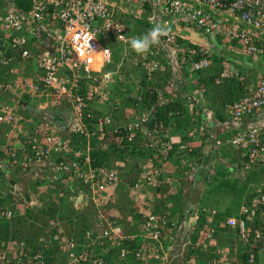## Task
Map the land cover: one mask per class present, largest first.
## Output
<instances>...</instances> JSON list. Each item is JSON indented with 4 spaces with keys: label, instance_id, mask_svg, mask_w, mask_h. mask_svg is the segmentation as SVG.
<instances>
[{
    "label": "built area",
    "instance_id": "built-area-1",
    "mask_svg": "<svg viewBox=\"0 0 264 264\" xmlns=\"http://www.w3.org/2000/svg\"><path fill=\"white\" fill-rule=\"evenodd\" d=\"M123 13L142 20L140 34L130 33L121 23L118 15ZM177 22L215 41L238 40L242 58L252 55L264 60V40L257 35L264 34V0H29L26 8L14 0H0V132L9 130L21 136L20 145L5 147L0 156V192L11 194V202L0 215L10 218L48 204L53 200L47 190H53L58 196H81L82 202H92L99 220L84 229L81 241L68 219H51L34 248L21 240H3L0 264H49L48 257H53V264H168L177 238L181 246L191 245L181 239V220L168 209L141 208L132 233L116 221H106L100 208L106 203L105 193L118 179V170L103 161L94 164L96 157L92 156L95 150L109 148L112 141L118 152L125 143H134L145 154L133 166L138 175L135 186L153 191L171 184L182 186L181 178L163 169L177 131L175 123L149 127L154 106L135 111L121 105L123 99L137 97L144 86L119 71L124 58L131 55L146 80L157 71L167 74L163 88L168 95L157 90L158 106L171 98L178 84L193 82L196 73L211 64V53L208 47L187 43L171 28ZM157 25L166 33L148 51L135 52L128 41ZM111 35L123 45L117 62L105 44ZM31 65L35 67L28 70ZM111 65L115 67L107 68ZM227 77L224 66L215 82ZM116 81L118 87L111 91ZM22 100L40 109L41 116L17 111ZM94 100L110 110L97 111L91 104ZM183 104L186 112L181 113L180 135L196 142L189 166L192 190L218 172L239 178L247 172L264 171V74L253 86L244 85L241 95L224 105L221 117L193 90ZM52 108H64L59 112L61 123L46 113ZM118 108L132 109L133 114L127 121L118 120L111 113ZM46 170L50 175L42 194L26 197L21 182L12 181L15 172L28 176ZM259 176L248 183L238 207L220 218L223 197L218 208L202 204L196 196L187 198L183 215L198 230L194 247L203 264H264L260 260L264 256V172ZM219 233L227 243H218ZM51 250L55 252L47 255Z\"/></svg>",
    "mask_w": 264,
    "mask_h": 264
},
{
    "label": "crops",
    "instance_id": "crops-1",
    "mask_svg": "<svg viewBox=\"0 0 264 264\" xmlns=\"http://www.w3.org/2000/svg\"><path fill=\"white\" fill-rule=\"evenodd\" d=\"M171 28L176 30V32L181 35L187 43L208 47L209 52L211 53L210 57L212 59L211 64L209 65L210 67L208 66V68L203 69L202 74L200 73L199 75V73H197L195 75L193 89H190L189 84H187L186 86L182 85L181 89L183 90L184 94L188 89H190L189 91L193 90L199 95L203 96V102L206 106L210 107L216 113L217 117H221L222 115H224V105L226 103H229L228 99L232 94H229L230 90L227 88L225 90L222 89L221 91H216V93L211 92L213 88H204L201 78H208L207 76L210 73H216L217 77L219 71L222 70V67L226 66L228 70V77L224 81H229L228 83H230L232 79L238 82L241 87L239 88L237 93L241 95V89H243L244 85L253 86L256 83L257 79L264 74V60L252 55L242 58L239 54L240 44L236 40L232 42H228L223 39H221L220 41H215V39L200 33L197 29L178 22L172 23ZM257 35L261 36V39L264 40L263 33H258ZM218 37L220 39V36ZM128 61L130 62L129 59ZM213 66L215 67V69H213ZM32 68H34V65L29 66L28 70ZM128 68L129 70H127L126 72L128 77H130L132 81H139L141 79V72L136 68L130 69V66ZM208 71L210 72L207 73ZM199 84H201V86H199ZM204 89L207 92H205ZM210 93L213 96V100L211 101L207 98V95ZM1 99H3L2 96H0V100ZM132 100L133 97L129 98L128 105L131 106ZM92 105L97 111L101 113L108 112L110 110L109 106L96 100L92 102ZM53 109L56 111L57 115H61L60 113H63L64 110V108H52L51 110L48 109L46 113L49 115V117H51L50 115L52 114V112H54ZM16 110L24 113V115L27 114L26 116H41L40 109H37L35 106H33L32 103H29V101L27 102L26 100H22L16 106ZM44 110L45 109H42V111ZM130 111L131 112H128L127 109L123 108H120V110L118 109L117 111L111 109L112 115L116 119L121 121L132 116L133 110L131 109ZM20 139V134L16 135L14 132H11L9 130L5 131L4 133L0 132V149L7 146H18L21 142ZM172 139L173 144L177 145V147L174 149L176 151H174L172 156L168 158L167 161H164L163 169L166 173H171L176 178H181L182 186L177 187L171 184V186L160 188L158 191H153L144 185L135 186V183H137L138 181V175L135 172L133 166L138 160L142 159L141 151L130 150L129 154L126 155V160H121L114 153H111L110 151L107 152V149L100 150V152H107L105 154V158H107L111 166H115L118 170V179L116 180V183L109 190V192L105 193L107 203L105 209L101 211V213L106 221H116L122 226L123 230L126 233H132L136 228V224L139 219L138 215L140 214L139 210L141 208L168 209L172 215L181 220V239L183 238V240H186L187 243L191 242V245L188 244L186 245V247L181 246L180 241H178L177 238L172 246V249L174 250L172 252L170 251L168 254L167 262L168 264H182L184 255H186V264H193L194 259H191L189 257H197V252L194 247L195 241L193 242V220L191 218H184L183 210L185 202L187 201L188 197L190 198L196 196V198L199 200V197L203 196L205 204H209L211 202V195L206 191V188L208 186L207 182H200V186L196 190H192L190 188L192 187L190 181L191 177L193 176V171L189 170L188 166H190L194 161V153L188 150V146H193L195 148L196 142L193 139H184V137H181L179 130L174 132V136L172 137ZM179 160L181 161V163ZM182 160L185 161L186 164H184ZM103 162H105V159ZM186 166L188 172L186 174V170L185 176H183L181 172L184 171ZM36 172L37 171L32 172L28 176H22L21 173L15 172L16 175L15 177L12 176V178L22 181L26 178L33 183L38 181L39 183H37L35 186H31V182L29 183V185L27 184L28 188H30L29 190H32L31 192L36 194L39 193L40 190L45 189V187H48L47 178L50 175L49 170L41 171L42 173ZM28 188L26 187V192H28ZM50 191L52 192L53 196L52 200L56 201L55 204H57L58 207L60 206V204H62V201L64 203L65 209H67V211H70L71 214L80 213L82 214V218L86 217V224L89 226L88 228L94 227L95 222L97 223V221H99L98 218H91V214L88 213L89 209L87 206L91 207L92 202H82L81 196H58L55 191ZM64 197H66L67 199H64ZM96 216L98 215H94L95 218ZM166 245L167 237L165 235L162 238V246L164 249ZM260 260L262 263H264V256H261Z\"/></svg>",
    "mask_w": 264,
    "mask_h": 264
},
{
    "label": "trees",
    "instance_id": "trees-1",
    "mask_svg": "<svg viewBox=\"0 0 264 264\" xmlns=\"http://www.w3.org/2000/svg\"><path fill=\"white\" fill-rule=\"evenodd\" d=\"M15 4L18 7H22V8H26L28 6V2L29 0H14ZM121 23H123L127 30L130 31V33L133 34H140V32L142 31L141 29L144 28V24L142 22V20H138L135 18H131V16H127L126 19L122 20L121 19ZM144 30V29H143ZM145 31V30H144ZM143 31V32H144ZM105 44L110 46V48L112 49L113 52V57L114 60L117 62L120 56V51L123 47L122 43L118 40H116L114 37H112V35L110 37H108L105 40ZM130 60V62H127V60ZM160 59V58H159ZM133 59L131 57H125L123 63L119 66V71L124 72L125 75H127V70H129V66L130 69L132 68H136L133 64ZM162 60V59H161ZM115 66L111 65L107 66V68H113ZM210 67V66H209ZM208 68V67H206ZM204 68V69H206ZM137 69V68H136ZM213 69H215V67L213 66ZM138 70V69H137ZM203 69L199 70L197 73L202 74ZM141 72V79L139 80V82H142V85L144 86V91L142 90H138L137 92V97H134L133 100L131 101V107L133 108V110H137L140 109L142 106L147 105V107H152L153 111L150 112V116L147 120V124L149 125V127H155L157 126L159 123H163V124H168L170 122H174L175 123V128L176 130H179L181 132V129H183V125H184V118L181 117V113H183V111L186 112V109L184 107V100L187 97V93H189L188 91L190 89H193V82H183L177 85L176 88H174L172 90V95L171 98L163 105H157V90L161 89L163 91V93H165V96L168 95V93H166L164 91V85L168 79L167 74L161 72V71H157L154 73L150 74V78L148 80H146V74L144 73V71H140ZM210 71H208L207 73H209ZM196 73V74H197ZM207 75V74H206ZM208 78H201V81L203 83V87L204 88H213L211 92L216 93V91H221L222 89H229L230 93L232 94L229 97V102H232L233 100L237 99L240 95L237 93L239 88L241 87L238 82L234 81L231 79V82L228 83L229 81L225 82H221L219 84H216L214 81L215 77H216V73H210L208 76ZM199 78V77H197ZM187 84H189L190 89L187 90V92H183V90L181 89V86H186ZM113 85V84H112ZM199 86H201V84H199ZM118 87L117 81L114 83L113 87H110L111 91H115ZM205 90V89H204ZM242 90V89H241ZM205 92H207L205 90ZM207 94V93H206ZM204 95V94H203ZM203 96H201L202 98ZM207 98L211 101L213 100V96L212 94H208ZM128 100L129 98H125L121 101V105L124 106H130L128 105ZM203 100V99H202ZM92 104V101H91ZM154 104H156L157 106H155ZM56 109V108H55ZM120 110V108H118ZM118 109H116L115 111H117ZM54 110V109H53ZM24 114V113H23ZM26 114V113H25ZM27 115V114H26ZM51 118L53 121H56L58 123H61V117L59 115L56 114V111L54 110V112H52L51 114ZM122 121H127V119L122 120ZM194 124V123H192ZM73 140H75V138H72ZM125 146L119 150V148H117V146L115 145V143L109 142V145L107 148V152L110 151L111 153H115L117 154V156L121 159V160H126V155L129 154L130 150H134V151H138L139 147L137 144L134 143H125ZM177 147V145H172V148L169 151V155L168 157L170 158L172 156V154L174 153L175 148ZM4 150L5 147L0 149V156H3L4 154ZM107 152H100V150H95L94 152H92V156L96 157L95 160L93 161L94 164H98L102 161H104L109 164V161L107 160V158H105V154ZM192 152H194V154H196V150H193ZM142 153V152H141ZM142 157L143 155H145L144 153L141 154ZM197 157V155H195ZM189 167V166H188ZM187 170V166L184 169V171L181 172V174H183V176H185V171ZM262 172H264L263 170H259V171H251V172H247L243 177H230V176H225L224 172H218L217 175H215L214 177L211 178V180L207 182L208 186L206 188V191L211 195V202L207 205L209 206H213L218 208V206L222 205V200L221 198L224 197L223 199V205H224V212H219L218 213V217L220 218V216L222 217L223 215H227L230 214L231 211L233 209H235L236 207H238L240 201H241V197L242 194L244 192L247 191L248 188V183L251 181H257L259 179V174H261ZM171 174V173H168ZM172 175V174H171ZM3 179V178H0ZM2 183L0 181V190L2 188ZM4 192V191H3ZM64 199H67L66 197H64ZM62 200V198H61ZM11 202V194L10 193H1L0 192V212L1 210L6 206L9 205V203ZM62 204H60V206L58 207L57 204H53V206H49L47 208H43V212L47 214L48 219H68L71 225V228L73 230V233L75 235V237H77L76 239L78 241H81L83 239V231L85 228H88L89 226L86 224V217L82 218L80 213H74L71 214L70 211H67V209H65L64 207V203L61 201ZM107 203V201H106ZM106 203L103 207H101V211H103L105 209ZM89 211L88 213L91 214V218L93 219H97L98 217L96 216V218L94 217V215L97 214V210L95 208V205L92 203V206H87ZM166 209V208H164ZM155 211H162L163 209H154ZM76 211V210H73ZM26 215L25 217H19L17 216H12L10 218H6L2 215H0V242L3 240H15V241H24L25 243L28 244V246H32V248L35 247L34 242L37 239V231L34 230V232H30L27 234H24V230H26V226H24L26 220L28 219V217L31 218H35V216L33 214L30 213V211L27 209L26 210ZM139 216V215H138ZM217 217V219H219ZM216 222H221V220H217ZM33 224V223H32ZM35 229V228H34ZM193 242L196 241V238L198 236V230H194L193 232ZM218 243H220V245H223L226 242V240L222 241L218 238ZM230 241V240H227ZM30 244V245H29ZM52 252H55L54 250H51L50 252L46 251L47 255L52 254ZM53 259V257H48V263L49 264H53L51 262V260ZM202 255L199 256V261L198 264H203L202 262ZM137 264V263H136Z\"/></svg>",
    "mask_w": 264,
    "mask_h": 264
},
{
    "label": "clouds",
    "instance_id": "clouds-1",
    "mask_svg": "<svg viewBox=\"0 0 264 264\" xmlns=\"http://www.w3.org/2000/svg\"><path fill=\"white\" fill-rule=\"evenodd\" d=\"M123 15H131V16H133V13H123V14H119L118 16L120 17L119 19L121 20L122 18H124L123 17ZM135 19H138V20H140L139 18H137V17H135V16H133ZM145 32V31H144ZM141 33V32H140ZM164 33H166V29L165 28H162V27H160L159 25H157L154 29H152L151 31H149V32H146V33H144V34H142V35H140V36H136V37H133L132 39H130L129 41H128V44L130 45V47L135 51V52H137V53H144V52H146V51H148L149 50V48L154 44V43H156L157 42V40H158V37H159V35H161V34H164ZM234 41V40H233ZM236 41H238V40H236ZM232 42V41H231ZM239 42V41H238ZM239 44H240V42H239ZM240 47H241V45H240ZM240 47H239V49H240ZM239 53H240V51H239ZM249 56V55H248ZM129 57H131L132 58V56L130 55ZM15 177V176H14ZM3 178V177H2ZM12 181H19V182H21V186H22V188H23V190H24V195L26 194V197H28V195H30V194H34V193H31L30 191L29 192H26L25 191V189H24V185H23V183H22V180H15L14 178H12ZM37 183H39L38 181H36V182H34V184H37ZM39 191V190H38ZM40 192L41 191H39V193H36L35 195H37V194H40ZM27 193H29V194H27ZM40 196V195H39ZM52 202V204H55V201L53 200V201H51ZM42 205V204H41ZM40 205V207H42ZM35 207H38V206H35ZM35 207H32L31 209L30 208H27L29 211H30V213L31 214H33L34 215V213H33V208H35ZM27 209H25V212H24V214H22V215H18L19 217H22V216H27L26 215V210ZM28 218H31V217H28ZM34 218V217H33ZM219 235V239H224V237L222 236V234H218ZM197 252V251H196ZM197 257L196 258H192L191 256H189L191 259H194V263L193 264H197L196 263V261L198 262L199 261V254L197 253ZM188 257V256H187ZM196 260V261H195ZM152 263H154V264H162V262H160V261H157V262H151V261H148L146 264H152ZM186 264V255H184V259H183V263L182 264Z\"/></svg>",
    "mask_w": 264,
    "mask_h": 264
},
{
    "label": "rangeland",
    "instance_id": "rangeland-1",
    "mask_svg": "<svg viewBox=\"0 0 264 264\" xmlns=\"http://www.w3.org/2000/svg\"><path fill=\"white\" fill-rule=\"evenodd\" d=\"M127 16H129V15H123V17L124 18H122V20H124V19H126V17ZM131 16V15H130ZM134 16V15H133ZM133 16H131V18H134ZM127 62H129L128 60H127ZM34 67H35V65H34ZM190 149H192V151H193V149H194V147L193 146H190ZM184 160V159H183ZM182 160V161H183ZM180 161V160H179ZM178 161V162H179ZM184 162V164H186L185 163V161H183ZM180 163H181V161H180ZM31 182V186H35L36 184H34L32 181H30L29 179H26L25 178V180H23L22 181V183H23V185H24V189L26 190V187L28 188V186H27V184L29 185V183ZM30 188H28L27 189V191L29 192H31L32 190H29ZM33 189V188H32ZM47 192H49L50 194H51V191L50 190H47ZM32 193V192H31ZM40 194H42V192H40ZM45 195V194H44ZM52 198H53V196H52ZM55 198V197H54ZM224 198V197H223ZM204 198H203V196H200L199 197V202H201L202 204H205V202H204V200H203ZM42 207H40V206H38V207H35V208H33L32 210H33V213H34V216H35V218H28L27 220H26V222H25V224H24V226H26V230H24V234H27V233H32V232H34V230L35 231H37V233H36V235L37 236H42L43 234H44V230H45V228L48 226V224H49V221L51 220V219H48V217L49 216H47V214L46 213H44L42 210H43V208H47V207H49V206H53V204H52V202H48V204H46V203H42V205H41ZM174 216V215H173ZM22 217H24V216H22ZM176 217V216H175ZM33 223V224H32ZM35 228V229H34ZM152 264H154V263H152Z\"/></svg>",
    "mask_w": 264,
    "mask_h": 264
}]
</instances>
